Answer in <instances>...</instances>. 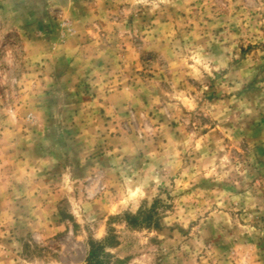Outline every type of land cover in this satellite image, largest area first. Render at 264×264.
Returning <instances> with one entry per match:
<instances>
[{
	"label": "rangeland",
	"instance_id": "374dc122",
	"mask_svg": "<svg viewBox=\"0 0 264 264\" xmlns=\"http://www.w3.org/2000/svg\"><path fill=\"white\" fill-rule=\"evenodd\" d=\"M109 11H115L114 6L98 7L94 0H87L85 4L73 0L72 7H68L67 0H0V120L20 117L27 128L28 124L32 128L37 122V114L29 107L34 99L42 96V90L47 95V89H42L38 83L39 73L37 77H28L29 71L34 73L42 67L38 61L28 64V39L42 38L49 42V50L57 53L60 44L68 47L63 38L73 32L74 23H80L86 17H100L102 12ZM116 11L117 15L108 16L110 22L119 23L122 19V11ZM137 16L139 23L135 26L137 18L129 15L124 22L125 31L113 29L111 38L98 45L100 52L103 45L109 51L92 61L98 69L109 72L114 67L124 69L127 65L122 74L124 83L129 86L127 98L113 95L103 102L93 83L96 76L89 80L86 75L79 79L72 94L60 89L51 92L49 98L56 108L49 115L40 112V117L44 120L51 115L52 124L40 125L35 137L36 144L47 155H43L40 170L32 177L39 182L28 185V205L20 204L24 197L14 199L8 195L10 191L5 193L9 187L6 177L0 182V218L9 208H15L18 215L27 216L33 200L47 218L45 227L33 233L29 231V237L38 246L32 248L25 243L23 252L17 255L26 264H84L88 241L101 237L103 229L99 225L95 231L89 227L95 222L80 208L81 194L85 202L93 201L113 175V168H140L144 162H151L146 161L148 151L157 155L153 161L156 174L164 176L168 173L171 180V170L165 168L166 152H171L169 144L183 147L182 144L187 142L181 160L184 167H190L199 156L193 148L203 149L201 138L208 137L210 152H215L216 142L221 141L224 152L229 154L224 167L231 162L239 166V171L229 173L212 185L208 181L199 182L204 186L201 190L205 198H219L229 206L224 209L223 221L217 223L213 219L202 226L208 233L203 240L207 251L202 249L194 264H264V235H258L264 233V40L246 44L241 40L232 50L234 54L239 50V59L231 62L235 70L248 75L241 91L235 93L240 104L230 106L228 112L220 115L219 100L231 99L232 95L219 86L220 74L214 81L201 68L199 80L184 75L177 83L181 73L189 71L177 66V57L185 54L186 46L203 48L198 59L211 68L220 52L217 43L210 41L208 35L195 39L194 25L187 22L186 13L171 5L165 14L149 16L144 9ZM178 20L182 24H178ZM205 20L208 24L213 23L209 17ZM93 22L101 29L107 28L103 19ZM222 31L223 27L218 26L212 34L218 36ZM231 31L238 32V29L232 27ZM261 31L264 32V28ZM91 42V38H86V44ZM203 83L209 85L208 90L197 95ZM156 100L159 102H154ZM189 105L195 106L190 108ZM214 116L219 118L214 119ZM7 126L10 123L0 126V131ZM129 142L134 151L125 153L118 165L104 151L105 145L111 152L113 145L123 147ZM223 154L217 153L218 156ZM0 164L3 165L1 160ZM114 175L119 179V171ZM151 184L149 181V187ZM160 192L172 199L167 189L158 188L151 204L158 217L157 225L125 224L128 242L124 248L121 250L119 245L106 248L110 255L115 252L117 257H124L121 264H193L189 253L180 251V244L165 247L160 235H148L163 230L161 218L165 210L176 211L172 204L160 199ZM148 208L147 201L141 200L137 210ZM126 212L130 211L126 208L122 216ZM97 219H100L98 212ZM113 219L110 217L108 222L110 234ZM196 223L198 220L189 221V231ZM16 227L28 231L19 221ZM252 229L256 231L252 232ZM177 230L180 236H188V231L182 228L169 229L167 240H174ZM141 232L145 233L143 237L139 235ZM129 233L133 234L131 238H128ZM140 241L146 247L135 251ZM0 259L8 264L6 255ZM11 259L15 260V257Z\"/></svg>",
	"mask_w": 264,
	"mask_h": 264
},
{
	"label": "clouds",
	"instance_id": "9594fccd",
	"mask_svg": "<svg viewBox=\"0 0 264 264\" xmlns=\"http://www.w3.org/2000/svg\"><path fill=\"white\" fill-rule=\"evenodd\" d=\"M79 3L85 4L87 0H79ZM94 3L98 7L105 4L112 5L115 11L102 12L100 17H86L80 23H74L73 32L66 34L63 38L68 44V51L72 57L70 62L71 68L65 69L62 67L63 63H69L65 61L56 65L54 69L49 67L45 70L46 77L49 72H52L55 76L54 82L49 81L53 83V92H57L60 88V83L67 80L70 74L68 69H75V74L71 73L73 81L85 75L89 80H91L92 76H96L97 80L93 81V83L99 85L100 96H104V92L107 90L109 94H115L121 99L127 98L129 86L124 83V79H117L118 76H122L123 72L127 69V65L124 69L114 67L111 72L105 69H98L95 63L92 62L94 59H99L104 55L103 52L99 51L98 45L103 43V40L111 38L113 29L125 31L124 22L128 19L129 15L137 18L134 22L135 26V24L139 23L137 13H142L146 9V14L149 16L154 13L165 14L168 6L171 5L186 13L185 19H187L188 23L194 25L192 34L195 39H199L200 35H208L209 40L216 42L220 50L219 55L215 57L214 65L210 68L208 63L202 64L200 59H198L203 48L191 45L186 46L185 54L182 57H177V66L186 68L189 71L182 72L177 83L183 79L184 75H190L199 80L202 68L208 74V77L214 81L217 80V74H220L221 79L217 81L219 86L226 93L232 94L231 99L219 100L218 107L222 109L220 115L228 112L230 106L240 104L235 93L241 91L248 73L237 72L235 70V65L231 62L239 59V50L235 54L232 50L237 47V44L241 40L245 44L249 41L255 43L256 41L264 40V32L261 31V28H264V0H94ZM67 5L68 7H72L73 0H67ZM121 6L123 7L121 8ZM116 9H120L123 13L119 23L115 20L110 22L108 19L109 15L115 16L118 14ZM205 17H209L213 23L208 24ZM96 19H103L107 28L101 29L98 27L93 22ZM177 23L182 24V21L178 20ZM218 26H222L223 31L218 36H215L212 34V30ZM232 27L237 28L238 32L231 31ZM102 33H107V35H102ZM220 37L223 39H220ZM86 38H91L92 42L86 44ZM221 70L225 71L222 72ZM105 78H107L106 84L102 83ZM117 85H120L123 91H118ZM208 87L207 83H203L197 95L200 92L207 91ZM107 98L105 97V99ZM154 102L158 103L159 101L156 100ZM194 106L189 105L190 108ZM218 118L219 116H214V119ZM9 123L15 125L16 120H0V126H5ZM12 134L15 133L6 135L10 136ZM201 140L204 142V147L203 149L199 147L193 148L194 152H199V156L195 157L196 163L190 167H184L181 160L182 152L187 149V142L185 141L182 144L183 147L181 145L178 147L177 144H169L168 147L171 148V152H166L168 158L165 162V168L171 170V180H169L168 173L164 176L156 174V167L153 161L157 159V155L150 151L146 152V161L151 162H144L140 168L132 166H129L126 170L113 168L111 170L113 175L106 181L103 191L96 199L85 202L81 194L79 206L82 210L87 211L95 222L90 223L89 227L95 231L96 226L99 225L103 229L101 237L106 236L108 234L109 218H114L111 222V228L113 229L112 245H119V248L122 250L128 242V239L125 238L126 230L123 227V225L127 224V221L122 216V213L127 208L135 216L141 200H146L147 206L151 207L153 198L158 194V188L163 187L168 190V195L172 199L169 200L164 192L159 193L160 199L166 204H172L176 211L165 210L161 218L163 230L148 233V235H160V238L165 241V247L169 244L173 245V247L176 244H180V251L188 252L194 264L195 257L200 251L202 249L207 251L204 249L203 240L208 233L203 230L202 226L213 219L217 223L223 221L226 216L224 209L229 206L219 198L212 199L211 196L205 198V193L201 190L204 186H200L199 182L201 180L208 181L212 185L214 181L227 176L229 173L239 171V166L233 165L231 162H229L227 168L224 167L225 162L228 161L229 154L224 152L221 141L216 142V151L210 152L207 148L208 137H202ZM29 147L31 148V145ZM107 149L108 147L105 145V153L107 156L113 157L117 165L125 153L134 151L130 142L123 147L113 145L111 152H108ZM217 153L224 154L218 156ZM0 159H4L2 152H0ZM49 163H52L51 158H49ZM2 167L3 165L0 164V168ZM36 171L37 169H32L30 173H24L25 176L29 177V182L35 176ZM116 171H119V179L114 175ZM12 175L15 177L16 174L13 173ZM149 181L152 182L151 187H149ZM111 189H115V191ZM185 190L188 191L186 192ZM13 191L15 192V190ZM14 199H19V194H15ZM31 205H34V207ZM31 205L29 206L30 210L27 216L18 215L15 208H9L3 213L2 218H0V257L6 255L9 258L8 264H26V262L20 260V256L17 253L23 252V245L25 243H28L32 248L38 246L29 237V231L33 233L45 227L47 218L43 214L40 205L36 204L34 200L31 201ZM97 212L100 215V219H97ZM205 213L208 215L206 216ZM197 220L198 223L194 227H191L189 231V221ZM18 221L28 231L17 229ZM42 221L45 223H41ZM180 228L188 231L187 237L180 236L179 230H177L175 234L176 238L172 241L167 240L169 229ZM255 231V229H252V232ZM161 233L163 234L161 235ZM132 235V233H129L128 238H131ZM139 235L143 237L145 233L141 232ZM258 235H264V233H259ZM101 237H97L96 239H100ZM189 245H192V247L190 248ZM144 247H146V244L140 241L136 244L135 251H142ZM153 254H155L154 250ZM11 257H15V260H12ZM111 257L113 262L116 260L123 261L124 259L123 256L117 257L115 252L111 254ZM113 257H116V259H113ZM0 264H5V260L0 259Z\"/></svg>",
	"mask_w": 264,
	"mask_h": 264
},
{
	"label": "crops",
	"instance_id": "0c3cea01",
	"mask_svg": "<svg viewBox=\"0 0 264 264\" xmlns=\"http://www.w3.org/2000/svg\"><path fill=\"white\" fill-rule=\"evenodd\" d=\"M62 43V42H61ZM49 42L42 38H33V39H28V64H33L34 62H40L41 70L37 72H31L29 71L28 77L30 76H36L39 73V82L41 83L42 89H47L46 94L43 92L44 90L41 91L42 96H38L37 99H34L31 103V108L36 114V123L35 126L32 128L28 124V128L26 126V122L19 118L15 119L16 124L13 125L10 123V126L7 127H2L3 129L0 131V152L3 153L4 159H0L1 162L3 163V168L0 174V182L4 181L3 177H6V184H9V187L5 189V193L7 191L9 192V196H15V194H19V198L24 197L20 201V204H26L28 205V185H30L33 182H39L36 181L35 179L31 178L29 182V177L25 176L24 173H30L32 169H37L40 170V166L42 165V157L44 154L47 155V153H43L42 149H40V145H37L35 142V137L38 135V132L40 130V125H45V124H52V118L51 115L50 117H46L44 120L40 117V112L41 115L45 112L46 114H51L52 110L56 108V104L49 98V94L52 91L53 83L49 81H55V76L53 75L52 72L48 73V76H45V70L46 68H55L56 65L61 64L62 62L68 61L69 63H63L62 67L67 69L71 68V55L68 51V47L66 45L60 44L57 50L59 49V52H53L49 50ZM102 52L106 53L109 51V48L107 47H102ZM61 51V52H60ZM55 53V54H54ZM69 71V76L67 80L62 81L60 83V91L61 90H66L68 93L66 94H72L75 87L79 83V78H77L75 81L71 78V73L74 75L75 74V69H68ZM97 78V77H96ZM106 79V78H105ZM119 79H123V76L119 77ZM94 81V80H93ZM102 83H107V79L102 82ZM72 84V85H71ZM69 85V87H67ZM96 86V93L99 92V85L95 84ZM73 87V89L71 88ZM118 91H123L122 87L117 88ZM63 92V91H62ZM44 94V96H43ZM104 95L108 97L107 99H110L111 96L115 94H109L107 90H105ZM102 98L103 102H105V98L103 96H99ZM94 101L97 102V97L94 98ZM64 107V106H63ZM43 120V121H42ZM26 126L23 128L22 126ZM18 128V131H17ZM9 133H15L12 135H6ZM40 135H42L40 133ZM9 136V137H8ZM8 137V138H6ZM6 138V139H5ZM31 145V148L29 147ZM37 145V146H36ZM39 150V153H37ZM33 151V152H31ZM37 151V152H36ZM36 152V153H35ZM36 154V157H33ZM44 155V156H46ZM20 157V158H19ZM5 161H7L5 163ZM37 171L35 172V176L37 174ZM15 173V177L12 175ZM34 176V177H35ZM15 190V192L13 191ZM8 195L6 197H8ZM4 197V198H6ZM14 198V197H13Z\"/></svg>",
	"mask_w": 264,
	"mask_h": 264
},
{
	"label": "trees",
	"instance_id": "16d2710c",
	"mask_svg": "<svg viewBox=\"0 0 264 264\" xmlns=\"http://www.w3.org/2000/svg\"><path fill=\"white\" fill-rule=\"evenodd\" d=\"M124 219L130 226H155L158 223V217L154 207L148 209H139L135 216L131 212L124 213ZM112 234L108 233L102 239H90L87 243V251L84 264H121L122 261L111 260V255L106 251L107 247H112Z\"/></svg>",
	"mask_w": 264,
	"mask_h": 264
}]
</instances>
